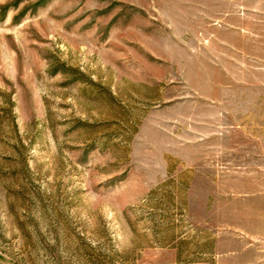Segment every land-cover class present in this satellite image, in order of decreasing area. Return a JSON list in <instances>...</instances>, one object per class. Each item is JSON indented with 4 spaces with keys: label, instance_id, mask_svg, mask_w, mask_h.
I'll list each match as a JSON object with an SVG mask.
<instances>
[{
    "label": "rangeland",
    "instance_id": "374dc122",
    "mask_svg": "<svg viewBox=\"0 0 264 264\" xmlns=\"http://www.w3.org/2000/svg\"><path fill=\"white\" fill-rule=\"evenodd\" d=\"M229 232L264 264V0H0V264H217Z\"/></svg>",
    "mask_w": 264,
    "mask_h": 264
},
{
    "label": "crops",
    "instance_id": "0c3cea01",
    "mask_svg": "<svg viewBox=\"0 0 264 264\" xmlns=\"http://www.w3.org/2000/svg\"><path fill=\"white\" fill-rule=\"evenodd\" d=\"M248 16L246 15H237L230 16L231 23L224 21L223 19L217 20L216 26V38L219 41L220 46L229 47L232 50V53L235 56L240 55H248L247 52L248 47L246 46V42L251 43L252 39H257V35L253 34V31L245 28V19ZM227 33L230 35L229 37H233L230 41L225 40L223 34ZM225 35V34H224ZM227 35V34H226ZM236 63H240L239 60H234ZM224 234H219V240L217 242V247L215 249L216 263L217 264H229L237 261L239 255L246 250V248H250L248 246V242H244L243 245H240L239 235L228 233V236H223ZM242 248V250H241ZM169 255L173 256L172 260L175 262L177 256V250H173L169 252Z\"/></svg>",
    "mask_w": 264,
    "mask_h": 264
}]
</instances>
